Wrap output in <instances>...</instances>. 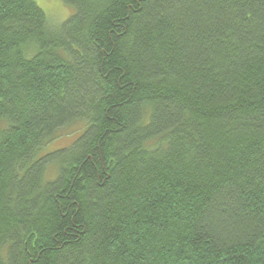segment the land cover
Masks as SVG:
<instances>
[{
	"label": "trees",
	"instance_id": "16d2710c",
	"mask_svg": "<svg viewBox=\"0 0 264 264\" xmlns=\"http://www.w3.org/2000/svg\"><path fill=\"white\" fill-rule=\"evenodd\" d=\"M63 1L0 0V264H264V0Z\"/></svg>",
	"mask_w": 264,
	"mask_h": 264
},
{
	"label": "rangeland",
	"instance_id": "374dc122",
	"mask_svg": "<svg viewBox=\"0 0 264 264\" xmlns=\"http://www.w3.org/2000/svg\"><path fill=\"white\" fill-rule=\"evenodd\" d=\"M37 5L46 13L49 22L54 26H60L66 22L74 13L75 9L64 3L63 0H34ZM77 126L75 129H79ZM0 125V129H1ZM74 129V128H71ZM68 129V130H71ZM82 131L73 130L67 134L60 135L53 142L46 145L40 152V157H44L48 154L56 152L61 149H65L74 144V142L80 137ZM50 145V146H49ZM51 171L45 175V179L52 180L56 177L52 176Z\"/></svg>",
	"mask_w": 264,
	"mask_h": 264
},
{
	"label": "bare ground",
	"instance_id": "6f19581e",
	"mask_svg": "<svg viewBox=\"0 0 264 264\" xmlns=\"http://www.w3.org/2000/svg\"><path fill=\"white\" fill-rule=\"evenodd\" d=\"M50 146V145H49Z\"/></svg>",
	"mask_w": 264,
	"mask_h": 264
}]
</instances>
